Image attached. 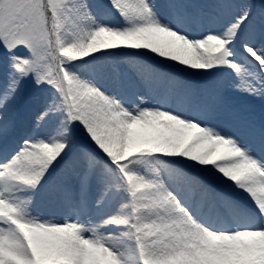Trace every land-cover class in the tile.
Returning a JSON list of instances; mask_svg holds the SVG:
<instances>
[{"label":"snow or ice","instance_id":"1","mask_svg":"<svg viewBox=\"0 0 264 264\" xmlns=\"http://www.w3.org/2000/svg\"><path fill=\"white\" fill-rule=\"evenodd\" d=\"M0 264H264V0H0Z\"/></svg>","mask_w":264,"mask_h":264}]
</instances>
